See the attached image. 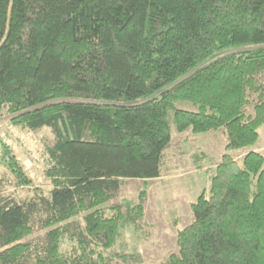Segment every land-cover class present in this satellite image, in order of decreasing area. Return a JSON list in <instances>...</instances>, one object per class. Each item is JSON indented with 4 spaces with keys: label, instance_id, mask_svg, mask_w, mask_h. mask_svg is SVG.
Masks as SVG:
<instances>
[{
    "label": "trees",
    "instance_id": "obj_1",
    "mask_svg": "<svg viewBox=\"0 0 264 264\" xmlns=\"http://www.w3.org/2000/svg\"><path fill=\"white\" fill-rule=\"evenodd\" d=\"M0 116L53 136L48 188L0 197V264H143L114 247L142 232L146 192L110 202L161 177L173 130L226 144L161 264H264V0H0Z\"/></svg>",
    "mask_w": 264,
    "mask_h": 264
},
{
    "label": "rangeland",
    "instance_id": "obj_2",
    "mask_svg": "<svg viewBox=\"0 0 264 264\" xmlns=\"http://www.w3.org/2000/svg\"><path fill=\"white\" fill-rule=\"evenodd\" d=\"M177 107L193 110L187 103H180ZM52 140L48 129L29 131L10 126L7 119L0 116V162L5 145L31 181L30 187L17 186L14 176L0 163V197H12L18 201L31 196L34 189L48 188L43 174L44 148ZM225 144V135L221 132L193 135L189 131L178 134L173 130L171 144L163 155L161 177L146 182L125 180L110 202V205L123 200L137 202L139 194L146 192L142 232L136 233L131 228L123 230L114 248L139 253L143 264H161L176 253L177 233L193 221L190 205L208 187V178L224 153ZM254 147L262 148L261 154L264 156V124L259 128V140ZM200 153L207 155L208 161L195 162L193 157ZM42 240L43 231L34 226L33 234L23 242Z\"/></svg>",
    "mask_w": 264,
    "mask_h": 264
},
{
    "label": "crops",
    "instance_id": "obj_3",
    "mask_svg": "<svg viewBox=\"0 0 264 264\" xmlns=\"http://www.w3.org/2000/svg\"><path fill=\"white\" fill-rule=\"evenodd\" d=\"M255 151H257V152H260L261 153V151H262V148H255ZM240 156H242L243 154L241 153V154H239Z\"/></svg>",
    "mask_w": 264,
    "mask_h": 264
}]
</instances>
